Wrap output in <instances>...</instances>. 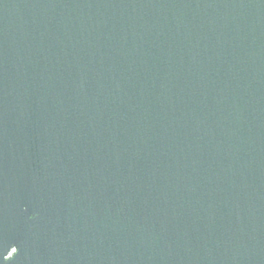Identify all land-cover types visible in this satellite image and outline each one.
Here are the masks:
<instances>
[{
    "label": "water",
    "instance_id": "1",
    "mask_svg": "<svg viewBox=\"0 0 264 264\" xmlns=\"http://www.w3.org/2000/svg\"><path fill=\"white\" fill-rule=\"evenodd\" d=\"M0 264H264V0H0Z\"/></svg>",
    "mask_w": 264,
    "mask_h": 264
}]
</instances>
